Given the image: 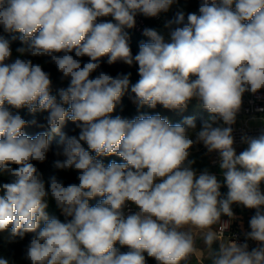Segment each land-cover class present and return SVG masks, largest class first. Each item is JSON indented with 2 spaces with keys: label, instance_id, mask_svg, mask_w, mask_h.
<instances>
[{
  "label": "clouds",
  "instance_id": "obj_1",
  "mask_svg": "<svg viewBox=\"0 0 264 264\" xmlns=\"http://www.w3.org/2000/svg\"><path fill=\"white\" fill-rule=\"evenodd\" d=\"M174 3L0 0V26L21 33L20 56L50 57L70 78L58 102L39 64L19 56L6 63L12 51L0 37V175L11 177L0 184V233L9 230L13 239L31 233L26 252L31 264H146L144 253L157 264H181L193 256L202 264L205 255L211 264H264V131L242 137L247 147L237 154L231 127L243 95L264 89V0H200L199 14L189 13L185 21L178 13L166 24L167 41L146 28L149 42L133 56L125 29L134 27L135 16L156 17ZM109 16L115 22L102 19ZM172 23L182 26L172 29ZM73 51L90 61L82 67ZM105 56L109 64L120 60L139 66L131 92L141 107L184 110L195 99L209 119L197 129L192 118L172 125L159 114L111 117L129 89L130 74L100 72L90 78ZM9 106L47 111L52 133H59L66 118L77 123L79 139L64 138L66 159L56 167L77 170L79 184L65 186L53 176L46 191L31 161H45L48 134L26 135L27 122ZM219 120L227 126H214ZM200 143L218 155L226 196L215 174L207 169L198 174L192 167L189 150ZM113 154L125 163L105 166L97 159ZM49 194L69 221L46 211ZM97 196L102 199L90 206ZM126 202L138 211L126 214ZM234 203L256 209L247 238L260 246L251 251L247 243H222L214 230L222 215L234 216ZM197 239L208 251L196 247ZM216 240L219 250L211 251ZM117 243L128 251L121 252ZM0 264L9 261L0 258Z\"/></svg>",
  "mask_w": 264,
  "mask_h": 264
},
{
  "label": "trees",
  "instance_id": "obj_2",
  "mask_svg": "<svg viewBox=\"0 0 264 264\" xmlns=\"http://www.w3.org/2000/svg\"><path fill=\"white\" fill-rule=\"evenodd\" d=\"M199 5L200 0H176L168 12H162L159 14L160 18L156 19L155 17H146L144 18L151 25V29L156 30L164 37H169L170 29L166 27L169 21H174L177 17L178 13H183L185 16V21H187V15L189 13H197L199 14ZM105 21L115 22L114 19L109 17L102 18ZM177 27L175 23H172L171 28L174 29ZM126 32L129 35V46L131 49V53L133 56L138 54L139 46L141 43L149 42V38L146 36H141L137 34L133 28H126ZM21 33H9L3 30V27L0 26V37L8 40L10 43L12 57L10 60L6 61V63L13 62L18 56L22 59H30L34 64H39L46 73L49 74L51 80V94L57 97V101L59 102V90L67 89L70 84V78H65L61 72L57 69L55 63L51 60L50 57L47 56H31L25 54L24 56H20V54L16 51L17 48L22 47L19 37ZM60 55V54H57ZM75 59H79L81 62V66L83 67L84 63L90 61V58L87 56L84 57H75V52L70 53ZM108 57L100 58V68L93 72L90 78H95L99 75L100 72H104L106 74L111 75L112 77H116L117 75H129L130 86L127 91H131V85H134L139 80L138 74V65L133 64L131 66L127 65L123 61H116L113 64H109ZM65 108H68L69 105H63ZM9 110L15 115L19 114L26 122V126L23 129V132L29 137H35L38 133L44 132L48 134L49 139V151L46 154V159L44 162L31 161L35 167L39 170L41 174V178L45 183L46 191L50 190V179L55 176L58 180L62 181L65 186L76 183L79 184L77 179L79 173L75 169H60L56 167V162H63L66 157L63 154L64 149V138L76 137L79 139V135L81 129L77 126L76 122H72L71 120L65 119L64 123L61 125L59 133H52L51 129L48 125L47 118L49 113L47 111L37 110L36 112H30L27 107L21 109L11 108L9 106ZM159 114L162 118L167 119L170 124L175 125L177 123L183 124L186 118L194 119V122L197 126V129L200 128L202 123L209 119V113L207 110L203 109L198 105V102L193 99L184 110L179 109H166L162 105L157 104L155 108L148 107L147 105L140 106L139 104H135L134 101L130 99L128 95L125 93L121 97L120 101L116 104V107L113 113L109 114L111 117L121 116L126 119H134L137 116L141 115H157ZM223 125V121H217V124L214 126ZM224 126V125H223ZM194 137V135H193ZM192 137V138H193ZM82 146L90 152L91 155L95 156V153L88 148L86 142L81 141ZM97 159L101 160L105 166H107L110 162L115 161L117 163H125L123 158L113 154L111 156H101L97 157ZM13 168L18 167L17 165H12ZM11 182V177L7 175H0V184ZM264 186V184L262 183ZM102 197L97 196L89 200L90 206H95ZM235 204V203H234ZM233 204V205H234ZM233 205L231 206L233 209ZM235 212L241 213L247 216L249 213H253L255 215L256 209H249L243 205H236ZM262 210H264V206H262ZM46 211L50 216H55L61 222H67L62 211L56 206L55 201L51 198L49 194L48 198V208ZM126 212V207L124 209ZM227 216V215H222ZM71 219V217H70ZM40 227H43V222H41ZM32 238L31 233L25 234L23 238L16 237L10 238L9 230H6L3 233H0V258L7 259L9 264H31V262L26 259L27 246ZM121 252L128 251L126 246H121L119 243L115 245ZM146 258V264H157L154 258L148 257L147 253H144ZM188 262V261H187ZM184 264V262H181Z\"/></svg>",
  "mask_w": 264,
  "mask_h": 264
},
{
  "label": "built area",
  "instance_id": "obj_3",
  "mask_svg": "<svg viewBox=\"0 0 264 264\" xmlns=\"http://www.w3.org/2000/svg\"><path fill=\"white\" fill-rule=\"evenodd\" d=\"M156 19H159L160 16H156ZM133 30L141 35L145 36L144 30L146 28H151V25L147 22V20L144 18L143 15L138 13L135 16V25L132 27ZM169 37H165V40L167 41ZM126 95L130 97L132 101L136 103L135 94H133L131 91H126ZM137 104V103H136ZM248 115V116H257L260 114H264V89L259 90L257 93L253 94L251 92H246L242 97V105L237 113V116L239 115ZM237 116H236V122L231 125L233 129V137H234V148L237 152V148L239 146L246 145L242 142V137L244 136H258L261 131H264V125L261 126H242L237 124ZM227 126V125H224ZM210 163L213 166L219 165L218 155L217 153H213L210 157ZM126 212L127 214H134L137 210L134 207L132 202H126ZM63 214V213H62ZM64 215V214H63ZM254 216V214H250L249 221L251 217ZM65 219L67 221L70 220V217H66L64 215ZM237 216L234 215L232 218L228 216H221L220 222L214 226V230H218L220 232L221 240H224L225 238L230 242H235L237 244H244L247 243V233L249 232V228L247 224H245L247 227L244 228V225H241V222H238ZM183 230H186L183 229Z\"/></svg>",
  "mask_w": 264,
  "mask_h": 264
},
{
  "label": "crops",
  "instance_id": "obj_4",
  "mask_svg": "<svg viewBox=\"0 0 264 264\" xmlns=\"http://www.w3.org/2000/svg\"><path fill=\"white\" fill-rule=\"evenodd\" d=\"M178 26H182V25H177V27ZM136 103L138 104V102H136ZM237 124L242 125V126H251V127L264 125V114H260V115L253 116V117L245 115V114L239 115V116H237ZM193 139H194V137H193ZM246 147H247V145L239 146L237 148V154H239L240 152L245 150ZM189 151H190L189 159L194 161V164L192 165L194 171H196L199 174L200 172L207 169L209 172L215 174L217 176L218 180L221 182V185H222V187L220 188V192L222 195L226 196L228 189H227L226 185L223 183V177L221 175V170L219 168V165L213 166L210 163V157L214 152L208 153L207 149L205 148V146L202 143L195 144ZM261 189H262V191H264L263 185H261ZM236 205H238V204H234L233 209H232L234 215H236L238 217L237 218L238 222L242 221L241 225H244V228L247 227L245 224L248 225L247 228H249V232H250L251 228H250V223H249L250 221H249L248 216L250 214H253V213H249L247 216H245L241 213H237V212H235ZM227 241L228 240L226 238L224 240H221L222 243H227ZM246 242L248 244V250L249 251H251L253 248H257L260 246L259 242L248 239V238H247ZM196 247L201 249L202 251H208L200 239L196 240ZM203 254H206V252L202 253V255ZM205 256L203 257L202 264H204ZM187 263L198 264V261L193 256L189 259L188 262H184V264H187Z\"/></svg>",
  "mask_w": 264,
  "mask_h": 264
},
{
  "label": "water",
  "instance_id": "obj_5",
  "mask_svg": "<svg viewBox=\"0 0 264 264\" xmlns=\"http://www.w3.org/2000/svg\"><path fill=\"white\" fill-rule=\"evenodd\" d=\"M220 247V240H216L213 242L212 246H211V251H218ZM189 264V263H187ZM204 264H211V260L208 258V256L206 255L204 258Z\"/></svg>",
  "mask_w": 264,
  "mask_h": 264
},
{
  "label": "rangeland",
  "instance_id": "obj_6",
  "mask_svg": "<svg viewBox=\"0 0 264 264\" xmlns=\"http://www.w3.org/2000/svg\"><path fill=\"white\" fill-rule=\"evenodd\" d=\"M133 205H134V204H133ZM134 207H135V208H136V210L138 211V208H137V206H135V205H134ZM186 230H187V229H186Z\"/></svg>",
  "mask_w": 264,
  "mask_h": 264
}]
</instances>
